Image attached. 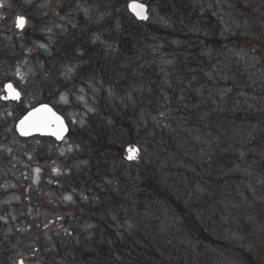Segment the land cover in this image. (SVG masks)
<instances>
[{"label": "trees", "instance_id": "16d2710c", "mask_svg": "<svg viewBox=\"0 0 264 264\" xmlns=\"http://www.w3.org/2000/svg\"><path fill=\"white\" fill-rule=\"evenodd\" d=\"M154 1L171 24L170 30L138 22L131 15L123 17L121 31L115 33L118 53L106 60L92 45L87 24L80 22L57 40L54 56L46 60L48 69L52 62L57 65L74 60L81 53L80 60L87 66L77 71L80 77L101 74L117 91H123L121 86L136 85L138 93L134 110L116 105L107 108L101 103L98 112L88 118L87 127L77 133L89 161L66 183L92 190L97 204L86 205L78 200L75 207L69 208L71 216L63 220L64 225H70L68 236H57L53 246L40 241L33 248L44 256L45 264H213V255H221L228 264H260V251L255 247H234L237 240L220 239L208 231L197 210L187 205L183 184L190 183L185 169L190 154L184 155V150L189 152L196 146L204 118L216 119L221 133L227 134L223 136L222 152L212 162L215 165L218 161L225 174L218 173L214 182L233 185L242 178L239 172L243 170L246 182L264 183V152L244 143L239 146L238 142L253 123L259 125V141H264V91L259 85L264 80V35L259 34L255 23L259 19L264 22V0ZM225 1L235 9L239 20L226 17L222 10L216 13L217 5L224 8L221 3ZM107 2L111 8L125 5V0ZM244 31L249 35L242 36ZM153 35L165 37L163 51L175 60V68L170 69L180 72L170 74L167 86L158 62L145 46ZM172 37L182 41L179 47L169 42ZM9 53V48L2 49L0 58H9ZM227 58L235 62V82L226 80V75L220 80L216 75L213 81L205 79L207 74L223 71ZM62 83L56 80L48 87L60 90L64 88ZM213 91L220 97L213 103L216 108L209 101ZM163 94L171 98L173 132L164 135L161 128L147 142L150 132L142 127L139 115L160 109ZM129 145L138 151H165L169 157L166 179L151 161L125 163L122 156ZM170 155L176 157L174 164ZM231 164L233 168L229 169ZM104 179L116 181L119 189L102 192L96 188ZM124 214L131 215L128 222ZM133 214H138L140 221L132 219ZM115 221L125 223L116 230ZM88 225L91 228L84 231ZM5 235V226L0 222V264H12L15 238ZM257 243L264 249L263 240Z\"/></svg>", "mask_w": 264, "mask_h": 264}, {"label": "rangeland", "instance_id": "374dc122", "mask_svg": "<svg viewBox=\"0 0 264 264\" xmlns=\"http://www.w3.org/2000/svg\"><path fill=\"white\" fill-rule=\"evenodd\" d=\"M107 1L0 0L3 4L0 7V52L5 48L10 49L9 58H0V96L3 85L9 82L21 94L18 102L0 100V222L5 226V236L15 238L12 264H17L19 259L25 264H45L44 256L40 257L33 248L40 241L42 245L53 246L57 236H68L70 225H64L63 220L71 216L69 208L75 207L78 200L86 205L97 204L92 190L75 186V183L74 186L66 183L67 179L79 174L88 165L87 150L77 141V133L87 127L88 118L98 112L101 103L107 108L109 105L128 110L136 107L138 86H121L120 90L123 91L119 92L113 84L106 83L101 74L80 77L77 71L87 66V62L80 60L81 53L74 60H66L57 65L52 62L47 69L46 60L54 56L57 40L67 36L80 22L87 24L90 29L89 38L100 52L101 59L109 60L116 56L118 42L115 33L121 31L122 18L130 16L126 11L127 4L133 0H125V5L114 8ZM137 1L148 7L146 25L168 30L172 28L169 21L160 14L154 0ZM221 4L224 8L217 5L216 13L222 10L221 13L226 17H231L233 21L239 20L230 3L225 1ZM19 16L26 19L22 31L15 27V19ZM259 20L255 22L256 28L259 34L264 35V22ZM248 35L244 31L242 36ZM164 40V36L153 35L147 38L145 46L158 62L167 86L170 74L174 72L177 75L180 72L170 69L175 68V60L173 55L163 51ZM169 42L175 47L182 43L175 37L170 38ZM234 63V60L227 58L223 71L214 70L205 79L210 81L213 78V81L216 75L220 80L226 75V80L235 82L237 78L232 74ZM263 72L264 67L261 70L264 79ZM52 77L61 80L64 88L59 90L57 87H48L56 82H51ZM259 85L264 91V80L259 81ZM216 93L213 91L209 100L215 108V101H220ZM170 101V96L163 94L160 109L154 113H140L142 127L148 128L150 132L146 136L147 142L161 128L164 135L173 132ZM46 103L65 117L70 133L68 131L60 143L41 137L19 138L15 132L16 122L31 108ZM207 104L205 101V106ZM199 127L201 130L197 133L196 146L189 152L184 150V155L190 154L186 159L188 166H185L190 175V183L188 181L183 184L185 201L197 210L211 234L220 239H229L230 242L237 240L233 242L234 247L249 248L247 245L250 244L256 248L255 251H260L259 263L264 264V249L257 243V240L264 241V183L258 180L254 183L246 182L244 179L247 174L243 170L239 172L242 178L233 185L219 186L214 182L218 173L225 174L218 161H215V165L212 162L222 152L223 136L226 133H221V126L214 118H204ZM258 128L259 125L253 123L239 139V146L244 143L264 152V146L258 145H264L263 139L259 141L257 137ZM170 156V162L174 164L176 157ZM122 158L125 163L137 165L151 161L163 175L169 166V157L163 150L156 153L139 149L136 160L127 161L126 152ZM228 168L232 169V164ZM166 176H163L164 179ZM117 185L116 181L104 179L96 188L102 192L107 189L118 190ZM124 217L128 222L131 215L124 214ZM132 219L140 221L138 214H133ZM125 221H115L116 230L121 229ZM90 228L88 225L84 231ZM213 264H228V261L221 255H213Z\"/></svg>", "mask_w": 264, "mask_h": 264}, {"label": "snow or ice", "instance_id": "6c2138e0", "mask_svg": "<svg viewBox=\"0 0 264 264\" xmlns=\"http://www.w3.org/2000/svg\"><path fill=\"white\" fill-rule=\"evenodd\" d=\"M2 6L3 4L0 2V7ZM127 7L136 17L140 19L148 18L147 8L143 3L133 0V2L129 3ZM15 24L18 29H23L26 24V19L22 16L17 17ZM41 47H43V45H41ZM4 90L9 93V95L2 96L0 99L7 100L11 98L18 100L20 98L19 91H17L11 83L6 84ZM54 124L57 125V131L53 132V135H56L59 138L60 133L66 131L63 120L57 116L47 104H44L39 108L33 109V111L29 112L28 115L20 121L19 130L22 134L27 135L32 130L42 131L46 128H51ZM128 152V159L131 160L135 158L138 150L129 147ZM68 199H71V197H68ZM21 264H23V262H21Z\"/></svg>", "mask_w": 264, "mask_h": 264}, {"label": "water", "instance_id": "95a60500", "mask_svg": "<svg viewBox=\"0 0 264 264\" xmlns=\"http://www.w3.org/2000/svg\"><path fill=\"white\" fill-rule=\"evenodd\" d=\"M164 1H169V0H164ZM131 2H133V1H131ZM131 2H129V3H131ZM137 2H139V1H137ZM128 3V4H129ZM139 3H141V2H139ZM127 4V5H128ZM145 5V4H144ZM146 8H147V10H148V7L146 6ZM127 11H128V13L136 20V21H138V22H143V23H145L147 20H148V18H149V15H148V13H147V19H140V18H138V17H136L132 12H131V10L127 7ZM20 17V16H19ZM17 18V17H16ZM15 21H16V19H15ZM15 27H16V24H15ZM25 27V26H24ZM16 29H18L17 27H16ZM23 29H18V31H22ZM263 75H264V72H263ZM10 83V82H9ZM6 84H8V83H6ZM6 84H4L3 85V87H2V91H3V95L2 96H5V95H9V93H7V92H5V90H4V87H5V85ZM12 85H13V83H11ZM14 86V85H13ZM14 88L17 90V91H19L15 86H14ZM20 93V92H19ZM1 96V97H2ZM21 99V94H20V98L18 99V100H16V99H7V100H5V99H1V101H3V102H9V101H12V102H18L19 100ZM41 105H44V104H40V105H38V106H36V107H33V108H31L30 110H28L17 122H16V125H15V132H16V134H17V136L19 137V138H21V139H29V138H33V137H41V138H50V139H53L54 141H56V142H61L63 139H64V137L67 135V133H68V131H69V128H68V125H67V123H66V121H65V118L62 116V115H60L51 105H49V104H47L51 109H52V111L57 115V116H59L62 120H63V124H64V127L66 128V131H63V132H61L60 133V137L58 138L56 135H53V132H55V131H57V125H53L51 128H46V129H44V130H42V131H36V130H32V131H30L27 135H24V134H22L21 133V131L19 130V125H20V121L21 120H23L24 119V117L25 116H27L28 115V113L29 112H31V111H33V109H35V108H39ZM129 147H133V148H135V149H137L138 150V148L136 147V146H134V145H129V146H127L126 148H125V152H126V160L127 161H134V160H136V158H137V156H138V152H137V154H136V156H135V158L134 159H131V160H129L128 159V155H129V152H128V149H129ZM21 262H23V260L22 259H19L18 261H17V264H21ZM23 264H25L24 262H23Z\"/></svg>", "mask_w": 264, "mask_h": 264}, {"label": "flooded vegetation", "instance_id": "af4514ba", "mask_svg": "<svg viewBox=\"0 0 264 264\" xmlns=\"http://www.w3.org/2000/svg\"><path fill=\"white\" fill-rule=\"evenodd\" d=\"M1 97V96H0ZM1 100V99H0Z\"/></svg>", "mask_w": 264, "mask_h": 264}]
</instances>
